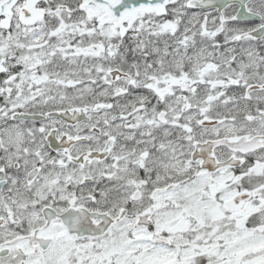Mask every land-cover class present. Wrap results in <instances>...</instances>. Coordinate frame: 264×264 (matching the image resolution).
I'll return each instance as SVG.
<instances>
[{
	"label": "snow or ice",
	"instance_id": "snow-or-ice-1",
	"mask_svg": "<svg viewBox=\"0 0 264 264\" xmlns=\"http://www.w3.org/2000/svg\"><path fill=\"white\" fill-rule=\"evenodd\" d=\"M0 264H264V0H0Z\"/></svg>",
	"mask_w": 264,
	"mask_h": 264
}]
</instances>
